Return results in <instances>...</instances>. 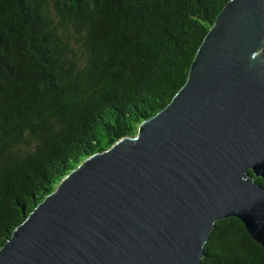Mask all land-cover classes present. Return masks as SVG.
<instances>
[{"label": "water", "instance_id": "1", "mask_svg": "<svg viewBox=\"0 0 264 264\" xmlns=\"http://www.w3.org/2000/svg\"><path fill=\"white\" fill-rule=\"evenodd\" d=\"M263 48L264 0L226 3L170 103L64 177L0 264H204L230 217L264 247Z\"/></svg>", "mask_w": 264, "mask_h": 264}, {"label": "trees", "instance_id": "2", "mask_svg": "<svg viewBox=\"0 0 264 264\" xmlns=\"http://www.w3.org/2000/svg\"><path fill=\"white\" fill-rule=\"evenodd\" d=\"M229 1L0 0V249L64 177L170 103ZM203 253L264 264L234 217Z\"/></svg>", "mask_w": 264, "mask_h": 264}, {"label": "bare ground", "instance_id": "3", "mask_svg": "<svg viewBox=\"0 0 264 264\" xmlns=\"http://www.w3.org/2000/svg\"><path fill=\"white\" fill-rule=\"evenodd\" d=\"M136 135H137V133H136ZM136 135H135V136H136Z\"/></svg>", "mask_w": 264, "mask_h": 264}, {"label": "rangeland", "instance_id": "4", "mask_svg": "<svg viewBox=\"0 0 264 264\" xmlns=\"http://www.w3.org/2000/svg\"><path fill=\"white\" fill-rule=\"evenodd\" d=\"M138 130V129H137ZM136 135V134H135Z\"/></svg>", "mask_w": 264, "mask_h": 264}]
</instances>
